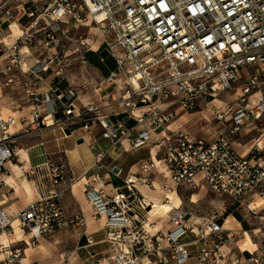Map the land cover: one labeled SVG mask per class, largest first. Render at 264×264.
<instances>
[{
	"label": "built area",
	"instance_id": "1",
	"mask_svg": "<svg viewBox=\"0 0 264 264\" xmlns=\"http://www.w3.org/2000/svg\"><path fill=\"white\" fill-rule=\"evenodd\" d=\"M15 15L19 17L13 23L21 18L27 22L17 24L21 33L15 41L0 42V76L5 77L0 87H21L18 76L23 75L28 82L27 114L23 110L18 117L0 118V172L6 163L22 165L19 145L41 139L47 131H59L64 137L66 130L70 135L82 131L85 141L93 128H99L100 139L112 147L123 137L134 149L148 144L153 133L160 158L141 162V173L160 170L166 190L203 186L256 215L246 201L264 199V131L245 154L232 143L244 128L264 118V0H1L0 31L3 25L9 30ZM69 27L95 31L97 50H106L114 63L107 77L95 79L85 57L90 43L84 40L79 46L85 51L76 55L79 84L67 80L63 71L68 55L61 53L68 50ZM42 41L52 55H43L35 66L24 63L20 50ZM97 56L103 63L105 59ZM4 61L7 65H2ZM245 68L251 75L236 87ZM43 85L47 89L41 92ZM233 89L235 99H220ZM204 106H210L218 123H227L212 142L171 129L179 113ZM129 121L135 128L147 129L131 138ZM106 156L108 152H98L95 166L113 175V168L103 163ZM25 172L39 192L15 219L33 240L87 225L83 213L69 217L64 210L62 193L76 182L64 158L49 157ZM140 181L152 187L148 179ZM105 184L104 177L95 174L82 185L94 208L91 219L105 218L115 264H143L144 259L149 264H187L192 257L196 264H264V257L255 253L238 257L224 253L234 235L221 217L214 214L193 221L182 205L167 212L169 229L150 237L145 229L150 202L127 179L112 195ZM259 220L264 229V216ZM10 230L12 219L0 208V234ZM84 236L86 247L92 246ZM21 258V249L0 244V264H23Z\"/></svg>",
	"mask_w": 264,
	"mask_h": 264
},
{
	"label": "rangeland",
	"instance_id": "2",
	"mask_svg": "<svg viewBox=\"0 0 264 264\" xmlns=\"http://www.w3.org/2000/svg\"><path fill=\"white\" fill-rule=\"evenodd\" d=\"M19 15H15L14 20H11V23L15 21V18L17 19ZM24 18H21L19 22H15L16 24L20 23L21 25L26 24V20L24 19V23L21 21ZM14 30V29H13ZM69 31V38L68 43L66 42V47H68V50L64 53H61V55H68V80L73 81L75 84H79V80L77 77V71L76 68L79 65V61L77 60L76 55H80L85 50L84 48L80 47V41L87 40L92 49H96V47L99 45L100 41L97 39V36L95 34V31L90 28H83L79 27L77 29L68 28ZM18 32L17 28L16 31L14 30L13 33L9 32L7 30L6 26L1 27L0 31V42L3 41L5 44H10L13 41H15L16 33ZM30 33H34V29H30ZM12 34V36H10ZM39 48L42 52V55H52V52L50 51V47L46 45V42L42 41L38 44L37 47H31L29 48V54H25V49H21L19 55H32V57L29 58L30 64H32L33 57L37 58V55H40ZM24 63H27L26 60H24ZM29 64V63H27ZM64 75L66 74V71H63ZM98 74L97 72H95ZM100 75V74H99ZM19 80L21 83V87H17V85L12 86L14 89H9L1 87L0 92V118H3L7 115H14L15 117H18V114L24 110V114H27V103H26V96H25V85L28 84L25 77L22 75H19ZM246 78L244 76H240L238 82L236 83V87L242 86L246 82ZM5 77L3 75L0 76V86L4 82ZM78 81V82H77ZM17 87V88H16ZM261 91H264V86H261ZM91 93H89V96ZM237 97L236 95V89H233L229 91L227 94H224L220 97L221 100L224 101H232ZM257 96H255L251 101L256 99ZM210 106L202 107V109H198L196 112L192 113H179L175 117V124L171 127L172 130L181 129L183 132L189 134L194 139L203 138L206 141L212 142L219 134L223 126H227V123L224 122L223 124L218 123L216 120L213 119L211 113H210ZM264 131V118L257 123L253 127L245 128V130L242 132L243 134L240 136H236L234 139L233 147L237 151H240L244 153L247 148L250 147V145L254 142V140L258 137L260 131ZM48 132V131H47ZM76 134V131L70 135V139L72 140V136ZM68 141V140H67ZM60 144V143H57ZM21 145V144H20ZM19 145V147H20ZM147 158V152H140V153H128L125 154L123 157V161L125 165H129L133 162H136L139 159H146ZM110 158L106 156L105 160L103 161L104 165H107L110 163ZM21 176H23L22 173H20ZM112 177V175H111ZM138 178L140 179H148L149 182L154 183V187L145 188L143 187L144 184H141L138 182V180L135 182L138 188V191H141L140 193L144 195L154 196V197H163L164 191L163 185L167 183V180L163 178L162 176L157 175L156 173H150L148 175H145L143 173L138 175ZM23 183L22 188L25 191L27 195L32 194V188L31 184L24 179L23 176ZM136 188V189H137ZM172 190V186H170ZM159 190L161 193H156V191ZM177 196L181 200L182 207L189 212L193 216V221L202 222L204 219L208 218L209 216H212L214 214L221 215L223 219H227V216L230 215L229 219L232 220V218H237L238 220H242L243 224L245 225L243 227V230H247V232L250 234V237L252 239L253 245L256 244L258 250L257 255H264V229H262V222L259 220L260 216H264V201L262 203L255 204V211L256 215H253L249 210L247 209V206H239L235 201H233L230 197L226 195H221L217 193H212L208 189L204 188H197L196 190H188L183 187H179L175 189ZM173 192V191H172ZM193 201L191 203L190 201ZM170 204V203H169ZM180 205L179 202H174L173 204H170L169 207L166 205L153 207V209H157L156 212H152L150 215L145 214L147 217V224L150 221L156 222L160 225V231L164 232L165 230L169 229V225L167 223L168 220V211L170 210V207H177ZM166 207V208H165ZM262 209V210H261ZM229 210L231 214H229ZM151 211V209L148 210V212ZM156 214V215H154ZM229 221V220H228ZM90 221H88L89 223ZM233 222V221H232ZM101 223H104L102 221ZM235 225V223L233 222ZM103 234H101V242L96 245V241L93 236H88L89 239L93 242L92 246L87 247L86 249H77L78 246V233L74 231L75 229H68V231H63L62 235L63 238H56L51 236H45L42 237L43 239L39 240H30L31 248L33 250H38L39 246H44L49 254L51 261H57V264L61 261L65 262L66 264H115L114 261L111 260V257L113 256L114 252L110 248V245L107 243V238L105 236L104 231V225H103ZM101 228V229H102ZM235 230V229H234ZM148 231V230H147ZM156 233V232H154ZM153 232H150L149 235L154 234ZM61 234V233H60ZM234 238L231 242L232 245H235L236 242L240 241L242 239V232L237 230L233 231ZM188 241L189 239H185ZM152 241H155V237L152 238ZM87 245V242L84 243ZM161 247H164V243L161 244ZM237 247V246H235ZM94 251V252H92ZM89 252V254L87 253ZM96 252V253H95ZM91 254V257H90ZM256 254V252H255ZM41 264V263H40Z\"/></svg>",
	"mask_w": 264,
	"mask_h": 264
},
{
	"label": "crops",
	"instance_id": "3",
	"mask_svg": "<svg viewBox=\"0 0 264 264\" xmlns=\"http://www.w3.org/2000/svg\"><path fill=\"white\" fill-rule=\"evenodd\" d=\"M21 22L24 23V19ZM98 48L99 47L97 46L96 49L94 50L90 49L86 53L92 52L99 55L100 51L97 50ZM24 49H25L24 53L29 54V50L26 48ZM37 50H39L40 55H37V58L34 57L32 58L34 61L32 64H30L29 62V58L32 57V55H22L23 60H26V62L29 63L28 64L29 66H35V64L42 58L43 55L41 50L39 48H37ZM2 65H7V61H4ZM90 66L96 80H98L99 77H103L97 68H95L91 64ZM65 71H66L65 77L68 80V68ZM95 72H97L98 74H96ZM241 75L244 77H249V75H251L250 68L243 69ZM53 78H54L53 75L49 76L47 82L50 83V81ZM9 89L11 90L14 88L10 86ZM46 89H47L46 85H43L41 86V88H39L41 92L45 91ZM246 124L250 125L249 122H246ZM249 127H253V126H248L247 128ZM126 128L131 130L130 133L131 138H136L139 131L147 129L146 126L135 128L134 123L131 121L127 123ZM244 130L245 128L236 136L242 135L243 134L242 132ZM99 134H100V129L93 128L90 131V137H85V141L82 144L77 145L76 140L84 136V133L82 131H77L76 134L72 136V140L70 139L71 138L70 135L64 137L59 131H48L42 135L41 139L27 140L21 143L20 147L17 149L18 151L17 155H19V162L22 165L19 164L12 165L11 163H6L4 165V172H0V183H2L0 186V208L5 210L6 214L12 219V230L4 234H0V244L4 246H10L12 248L21 249L22 250L21 261H23L24 264H40V263L57 264L56 260L55 261L49 260L51 258L50 254L44 246H39L37 251L31 248L30 240H33V238L28 232L22 229L20 225H18V227H20L21 230L20 235H11L14 231L13 222L16 221V219H14L16 217V214L29 202L35 200L37 198V192H39L36 188L33 187V185L26 178L27 176L25 171H28L32 167L42 165L43 163L46 162V160L49 157L54 160H59V158L65 159L66 164L68 166V171L70 172L71 176L74 178L76 182L72 185L71 188L69 189L67 188L66 190L63 191L62 204L66 214L69 217H73L79 213H83L85 215L87 219V225L85 227H77L75 228L74 231H76L79 235L78 245L81 244L80 246H78L77 249H86L87 247L84 244L86 242L84 234H86L87 237L93 236L96 241V245L99 244L101 242V236H102L101 234L104 233L102 227L105 223V218H100L97 221L91 219V215L94 212V208L87 199L85 195V187L82 184L85 183V181H87L90 178V176L98 174L101 177H104V179L106 180V184H105L106 192L109 195H112L114 193V189H120L122 187L123 181L126 180L128 176H131L133 181L138 180V182L141 184L140 181L141 179L138 178V175L141 174V171L139 169V164L141 162L154 161L155 157L156 159L160 158L159 149L155 145L156 135L153 133L151 140L148 142V144L138 149L132 148L129 145L127 139L123 137H121L120 142H118L117 145L112 147L111 143L108 140L100 139ZM236 136H234L233 138H235ZM233 143H234V139H233ZM87 149L88 151H86ZM101 151L108 152V158H110L111 161L107 165L112 168L114 167L118 168L119 170L118 175L113 174L111 177V175L106 174L104 168L95 166V156L98 154V152ZM246 151L244 153L240 151L238 152L245 154ZM140 152H147V158L139 159L136 162H133L129 165L124 164L123 157L125 154L140 153ZM76 158L79 159V161L76 160ZM153 172L163 177L160 170L152 171V173ZM20 173H22L24 179L31 184L30 186L32 188V194L30 196L27 195L23 190V188L21 187L24 180H23V176H21ZM5 177H7L6 180L4 179ZM151 183H152V187L155 188L154 187L155 180H153V182L151 181ZM143 187L150 188V186L149 187L143 186ZM199 188H204V187L200 186ZM57 189L61 190L62 187H58ZM258 201L259 203H262V201L260 200ZM258 201L254 199H249L248 201H246V205H248L250 208V206H253L254 204L258 203ZM229 214H231V212H229ZM219 216L221 217V215ZM229 217L230 215L227 216V219H223L221 217V219L224 221L225 227L232 231L239 230L243 233L242 234L243 236L242 239L236 242L235 245L232 244L227 245L225 248H223V251L224 253L229 254L231 256H237V257L248 256V253L256 249V244L253 245L252 243V245L251 244L247 245V243H245V240L243 238L244 233L247 232V230H243V227L245 225L243 224L242 220H238L237 218H232V221L235 223L234 225L231 219H229ZM88 221L90 222L88 223ZM102 221H104V223H101ZM63 231H68V229L59 231L53 234L52 237H55V235L59 234L58 236H56V238L62 239ZM257 250L258 248L255 251L256 254H258ZM87 253L89 254V252ZM260 256L264 257V255H260ZM58 264H66V263L61 261ZM187 264H196L194 258L192 257Z\"/></svg>",
	"mask_w": 264,
	"mask_h": 264
},
{
	"label": "bare ground",
	"instance_id": "4",
	"mask_svg": "<svg viewBox=\"0 0 264 264\" xmlns=\"http://www.w3.org/2000/svg\"><path fill=\"white\" fill-rule=\"evenodd\" d=\"M16 28H17V30H18V32L16 33V35H20V29H19V27L17 26V24L16 23H12L11 25H10V28H9V32H11V33H13V31L15 30L16 31ZM14 29V30H13ZM10 36H12V34L10 35ZM17 38V37H16ZM92 50H94L93 48H92ZM39 147H40V145H39ZM86 151H88V149L86 150ZM74 152V151H73ZM153 153H154V150H153ZM89 155H90V153H89ZM110 155H111V153H110ZM88 157V156H87ZM90 157V156H89ZM91 158H93V157H91ZM76 160H78L79 161V159H77L76 158ZM154 161L156 162L157 161V159H156V157L154 158ZM92 162V161H91ZM6 178L7 177H5L4 179L6 180ZM127 181L129 182V183H133V185H134V187L135 188H137V185H135L136 183V180L135 181H133V179H132V177L131 176H128L127 177ZM138 189V188H137ZM164 191H162L164 194H163V197H152V196H149V195H143L142 193H141V195L146 199V200H148L149 202H150V206L152 207V209H151V211H149V212H147V214H151L152 212H155L156 211V208L158 207V206H163V205H166L167 204V207H169L170 206V204H173L174 202L176 203V202H179L180 201V205H181V200H179L180 198L177 196V193H176V191H174V190H166V189H164V188H162ZM173 191V192H172ZM141 192V191H140ZM156 193H161V191H159V190H157L156 191ZM260 201H264V200H260ZM191 203H193V201L191 200L190 201ZM170 203V204H169ZM179 205V206H180ZM153 207H156L155 209H153ZM178 207V206H177ZM166 208V207H165ZM256 207H255V204L253 205V206H250V209H255ZM170 209H171V207H170ZM154 215H156V214H154ZM15 219V218H14ZM232 221V220H231ZM18 221L16 220V221H14L13 222V227H14V231H13V233L11 234V235H20V233H21V230H20V227H18ZM224 227H225V225H224ZM160 225L159 224H157L156 222H153V221H150L148 224H146L145 225V229L146 230H148V232L150 233V232H156V231H158V230H160ZM226 228V227H225ZM227 229V228H226ZM229 230V229H228ZM243 234V233H242ZM244 240H245V243H247V245L248 244H251L252 245V239H251V237H250V234L248 233V232H245L244 233ZM255 245V244H254ZM238 247V246H237ZM252 247V246H251ZM250 248V247H249ZM254 248V247H253ZM123 249L126 251V248L125 247H123ZM239 249V248H238ZM256 249H257V246H256ZM256 249L254 250V251H251L250 253H254L255 251H256ZM243 251V250H242ZM22 263H23V261H22ZM24 264V263H23ZM143 264H149V261L147 260V259H144L143 260Z\"/></svg>",
	"mask_w": 264,
	"mask_h": 264
},
{
	"label": "trees",
	"instance_id": "5",
	"mask_svg": "<svg viewBox=\"0 0 264 264\" xmlns=\"http://www.w3.org/2000/svg\"><path fill=\"white\" fill-rule=\"evenodd\" d=\"M97 55L98 54L88 52L85 54V57H86L87 61L92 66H94L95 68H97L100 71V73L102 74L103 77H107L109 75L110 71H112L114 69L113 60L108 57L104 60L103 63H101L99 61Z\"/></svg>",
	"mask_w": 264,
	"mask_h": 264
},
{
	"label": "water",
	"instance_id": "6",
	"mask_svg": "<svg viewBox=\"0 0 264 264\" xmlns=\"http://www.w3.org/2000/svg\"><path fill=\"white\" fill-rule=\"evenodd\" d=\"M99 55H100V57H102V58H104V59H106V58H108V53H107V51L106 50H101L100 52H99ZM56 94H58V93H56ZM55 118H57V116H55ZM65 133H66V135H70V132L69 131H65ZM84 141H83V139H81V138H79V139H77L76 140V144L77 145H80V144H82ZM119 173V170H118V168H116V167H114L113 168V174H118ZM229 212H230V210H229Z\"/></svg>",
	"mask_w": 264,
	"mask_h": 264
}]
</instances>
